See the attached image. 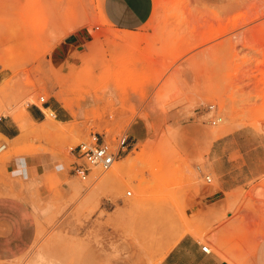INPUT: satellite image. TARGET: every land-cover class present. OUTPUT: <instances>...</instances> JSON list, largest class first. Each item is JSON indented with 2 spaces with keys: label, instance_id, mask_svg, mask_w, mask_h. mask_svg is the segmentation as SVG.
Returning a JSON list of instances; mask_svg holds the SVG:
<instances>
[{
  "label": "rangeland",
  "instance_id": "374dc122",
  "mask_svg": "<svg viewBox=\"0 0 264 264\" xmlns=\"http://www.w3.org/2000/svg\"><path fill=\"white\" fill-rule=\"evenodd\" d=\"M152 3L141 27L123 29L103 0H0V119L17 133L0 135V198L28 205L36 225L13 264H160L185 235L227 264H258L264 0ZM91 133L130 144L82 180L71 148ZM223 177L239 189L217 212Z\"/></svg>",
  "mask_w": 264,
  "mask_h": 264
},
{
  "label": "crops",
  "instance_id": "0c3cea01",
  "mask_svg": "<svg viewBox=\"0 0 264 264\" xmlns=\"http://www.w3.org/2000/svg\"><path fill=\"white\" fill-rule=\"evenodd\" d=\"M220 3L221 0H211ZM103 8L108 21L123 29H136L141 27L151 16L152 0H103ZM41 111H30L29 116L33 121L40 120ZM16 129L10 123L0 119V133L8 138H14ZM220 147V141H214L213 152ZM16 165V164H15ZM242 185V184H240ZM221 190L216 192L218 201L217 212L222 210V205H227L231 200V192L239 189V184L232 182L230 177L221 179ZM216 214V213H214ZM229 223H214L213 229L217 232L229 228ZM36 225L33 214L28 205L13 199L0 198V264H13L12 262L21 257L30 247L35 238ZM258 253L249 259H258V264H264V234L258 241ZM200 244L191 235L183 236L163 257L160 264H227L225 259L216 254L205 253Z\"/></svg>",
  "mask_w": 264,
  "mask_h": 264
},
{
  "label": "built area",
  "instance_id": "2783aa9c",
  "mask_svg": "<svg viewBox=\"0 0 264 264\" xmlns=\"http://www.w3.org/2000/svg\"><path fill=\"white\" fill-rule=\"evenodd\" d=\"M40 101L46 104L43 97L40 98ZM207 109L209 113H214L215 105L209 104ZM49 115L56 117V113L53 110H50ZM219 121H221L220 117L213 116L211 119L212 124H216ZM129 144L128 139L122 137L119 140L117 150H113L101 135L98 133H91L87 140L71 148L72 153L80 161L74 163L73 173L80 179L85 180L91 167H100L102 170H108L119 158L120 154L126 150ZM5 148L6 144L1 143L0 151H3ZM205 180L209 182L211 180L210 176L206 175ZM127 194H130V192H127ZM201 249L205 253L210 252L209 247L205 244L202 245Z\"/></svg>",
  "mask_w": 264,
  "mask_h": 264
},
{
  "label": "bare ground",
  "instance_id": "6f19581e",
  "mask_svg": "<svg viewBox=\"0 0 264 264\" xmlns=\"http://www.w3.org/2000/svg\"><path fill=\"white\" fill-rule=\"evenodd\" d=\"M114 36L117 37L118 39H121V40H124V41H129V40L132 39L131 36L126 35V34H115ZM107 98H108V97H107ZM60 100L62 101L63 104L67 105L66 102H65V100H64V98H60ZM32 102H33V101H32ZM107 109H108V107H107ZM44 110H47V108H44ZM109 114H110V113H109ZM0 135H2V134L0 133ZM131 162H132V158H129V159H127V160L124 162L123 165H122V164H121V165H118V164L116 165V164H115L111 170H109L104 176H101L100 181H101V180H114V179H117L118 177H120V175H121V171H122L124 165L130 164ZM99 174H101V173H99ZM99 174H98L97 178L99 177ZM123 183L125 184L126 181L124 180ZM181 237H182V236L178 237V238L176 239V241L178 242L179 239H180ZM175 243H176V242H175ZM167 252H168V251H167ZM164 256H165V255H164ZM164 256H163V257H164Z\"/></svg>",
  "mask_w": 264,
  "mask_h": 264
}]
</instances>
